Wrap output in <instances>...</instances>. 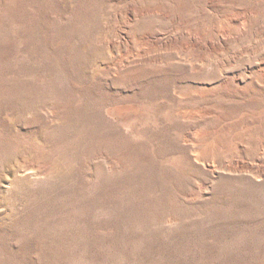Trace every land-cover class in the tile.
I'll return each mask as SVG.
<instances>
[{"label":"rangeland","instance_id":"374dc122","mask_svg":"<svg viewBox=\"0 0 264 264\" xmlns=\"http://www.w3.org/2000/svg\"><path fill=\"white\" fill-rule=\"evenodd\" d=\"M0 264H264V0H0Z\"/></svg>","mask_w":264,"mask_h":264}]
</instances>
